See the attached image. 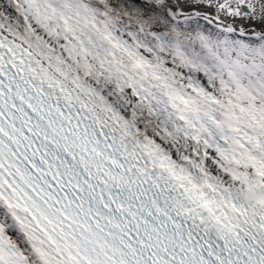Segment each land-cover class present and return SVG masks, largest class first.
I'll list each match as a JSON object with an SVG mask.
<instances>
[{"label": "snow or ice", "instance_id": "1", "mask_svg": "<svg viewBox=\"0 0 264 264\" xmlns=\"http://www.w3.org/2000/svg\"><path fill=\"white\" fill-rule=\"evenodd\" d=\"M0 264H264V0H0Z\"/></svg>", "mask_w": 264, "mask_h": 264}]
</instances>
